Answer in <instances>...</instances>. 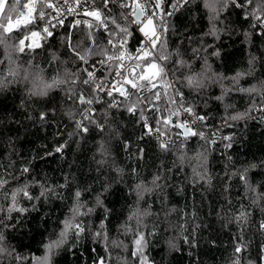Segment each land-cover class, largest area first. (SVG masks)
I'll list each match as a JSON object with an SVG mask.
<instances>
[{
  "label": "trees",
  "instance_id": "trees-1",
  "mask_svg": "<svg viewBox=\"0 0 264 264\" xmlns=\"http://www.w3.org/2000/svg\"><path fill=\"white\" fill-rule=\"evenodd\" d=\"M247 6L264 20V0H188L156 47L167 68L145 76L153 58H142L131 95L87 110L88 28L8 31L20 3L0 5V264H262L264 22ZM98 10L129 49L138 42L115 5ZM93 35L98 59L110 46ZM173 86L183 106L227 124L225 145L152 136L147 121L182 131Z\"/></svg>",
  "mask_w": 264,
  "mask_h": 264
},
{
  "label": "built area",
  "instance_id": "built-area-1",
  "mask_svg": "<svg viewBox=\"0 0 264 264\" xmlns=\"http://www.w3.org/2000/svg\"><path fill=\"white\" fill-rule=\"evenodd\" d=\"M20 3L19 14L15 20L11 22L14 26H22L28 23L39 22L43 28H49L54 25L70 21L73 25H85L88 28L89 35V47L87 50L80 54L81 63L85 72V79L92 85L94 91L87 98V110H91L96 101L101 100L102 96L111 92L117 100L127 98L131 95V84L127 81H133V75L137 69H139V61L142 58L150 57L158 64H162L167 68L164 60L159 57L156 47L160 41L161 35L147 24L143 25V31L139 30L141 25L135 23L133 29L138 35V48L131 52L128 56L114 55L110 50L103 57L94 59L93 50L95 49V38L93 37L94 26L96 20L94 17L86 15L87 12L97 10L99 0H17ZM148 7L145 10L146 17L151 16V5L148 0H141ZM235 1V0H234ZM131 5L132 0H127ZM26 3V4H25ZM52 4L53 7H48ZM111 4L115 5L123 15L127 14L128 8H122L120 6V0H112ZM241 6V5H240ZM243 6V5H242ZM241 6V7H242ZM247 14H250L253 19L260 25L263 21L257 19L259 16L255 14V10H250L247 7L244 8ZM28 12V15L22 16V12ZM166 15L163 19H157L162 23H167L168 19L173 15ZM33 14V17H32ZM32 17V18H30ZM260 18V17H259ZM77 23V24H76ZM91 24L92 27H88ZM155 37L156 43H153ZM122 39V38H120ZM144 50L145 57H143L140 50ZM139 57V58H138ZM104 67H116V71L109 75L103 70ZM91 72L92 75L88 76ZM123 87V89H121ZM126 92V96H121L120 91ZM174 100L178 113L181 117V122L186 125L193 133H196L207 138L209 142L213 144L225 145L226 140L229 138V134L225 133V126L223 123L211 124L207 118L194 112L191 108V112L185 111L186 106L181 103V93L173 86ZM256 114L264 116V101L262 105L257 109ZM203 118V119H201ZM146 127L152 136L160 141L162 144L175 145L177 143L184 142L191 138V136H185L181 131L178 135H165L163 133H157L150 121L146 122ZM227 138V139H226ZM261 263L264 264V242L261 246Z\"/></svg>",
  "mask_w": 264,
  "mask_h": 264
},
{
  "label": "snow or ice",
  "instance_id": "snow-or-ice-1",
  "mask_svg": "<svg viewBox=\"0 0 264 264\" xmlns=\"http://www.w3.org/2000/svg\"><path fill=\"white\" fill-rule=\"evenodd\" d=\"M103 2H104L105 7H107L108 4H110L112 2V0H103ZM4 3H6V0H4ZM148 3L151 5V13H152L151 15L153 16V18H155L157 15L161 16V14H162V6L164 4V0H148ZM186 3H188V0H176V2L174 4H172V7H173V9H177L179 7H183L184 4H186ZM235 3H236V0H235ZM120 6L122 8H130L131 9L130 15L134 17V21H137L138 22V25H141L139 27V30L142 32L143 31V25L146 22V18L144 16V9H142V8H140L138 6V0H132V4L131 5L127 2V0H120ZM236 6L237 7H240L239 4H236ZM48 7H53V5L52 4H49ZM21 15L22 16L28 15V12L27 11L26 12L24 11V12H22ZM86 15H89L91 17H94L97 20L101 19V12L100 11H97V10L89 11V12L86 13ZM168 15H171V13H168ZM32 17H33V14H32ZM32 17H30V18H32ZM257 19H260V18L258 17ZM142 20H143V23H142ZM103 26H105V24ZM88 27H92V25L89 24ZM43 31H44V33L47 34V36H51L52 35V33L48 30L47 27L44 28ZM110 43L113 44V41H110ZM153 43L154 44L156 43L155 37L153 38ZM29 47H30V45H29ZM114 47H115V45H114ZM140 51H141L143 57H145L144 50L142 49ZM91 75H92V73L89 72L88 73V76H91ZM85 83L87 84V80L85 81ZM127 83H130L131 84V87L133 89H136L137 88V85H136L135 82H133V81H127ZM152 87H155V85L153 84ZM149 91H151V89H149ZM108 95H112V93L109 92ZM120 95L121 96H126V92L123 91V90H121L120 91ZM155 98L157 100H159L160 97H159V94L158 93L155 95ZM80 102L81 103H85V100H84L83 97H81ZM127 111L133 112L134 111V106H130L127 109ZM185 111H187V112L190 113L191 112V109L190 108H186ZM42 118H43V116H42ZM201 119H203V118H201ZM79 127L84 132H87L88 131V129L86 127H83L82 128V125L81 124L79 125ZM187 135H188V132H187V130H185V136H187ZM192 135H196V133H192ZM60 150H61L60 148H57V151L58 152ZM25 171H27V169H25ZM25 195H27V193H25ZM104 225L105 224L102 221L101 224H100V227L103 228ZM261 228L264 229V223L261 224ZM82 231H84V229H78V232H82ZM238 250L240 251V249H238Z\"/></svg>",
  "mask_w": 264,
  "mask_h": 264
},
{
  "label": "bare ground",
  "instance_id": "bare-ground-1",
  "mask_svg": "<svg viewBox=\"0 0 264 264\" xmlns=\"http://www.w3.org/2000/svg\"><path fill=\"white\" fill-rule=\"evenodd\" d=\"M175 2H176V0H164V4L162 6V14H161L162 17L157 15L155 18H153L152 15L150 17H146L145 10H147L149 6H147L141 0H138V6L140 8H142V9H144V16L146 18V22L144 24L149 25L150 27H152L155 31H157L161 35L162 29H163L164 26H166L167 23H162L161 21H159L157 19L165 18V16L170 11L173 14L176 13L181 7L177 8V9H173L172 4H174ZM130 11H131V9L128 8L127 9V14H125L124 16H125V18L129 21V23L133 27V25L135 23H138V22L134 21V17L130 15ZM142 23H143V20H142ZM103 25H104V23H102L99 20H96V23H95V26H94V30L101 31L107 36V41H108V44L110 46V50L113 51V53H114V55H116V57H118V56H128L131 52H133L134 50H136L138 48L137 43H135L129 49L127 44H126V42L123 39H120V37H118L117 34L111 33L106 28V26H103ZM54 26H56V25H54ZM110 41H113V44L110 43ZM114 45H115V47H114ZM256 111H257V109H255V112ZM223 124H224L225 127L227 126L226 123H223Z\"/></svg>",
  "mask_w": 264,
  "mask_h": 264
},
{
  "label": "rangeland",
  "instance_id": "rangeland-1",
  "mask_svg": "<svg viewBox=\"0 0 264 264\" xmlns=\"http://www.w3.org/2000/svg\"><path fill=\"white\" fill-rule=\"evenodd\" d=\"M0 5L1 6H3L4 5V0H1L0 1ZM18 14H19V12H18ZM18 14H16L15 16H13V17H10L8 20H7V22H6V28H7V30L8 31H10V30H14V29H16V28H18V26H14V25H12L11 24V22L13 21V20H15L16 18H17V16H18ZM103 23V22H102ZM109 30V29H108ZM110 31V30H109ZM112 33V32H111ZM93 37H94V35H93ZM106 38H107V36H106ZM147 62V61H146ZM158 63L156 62V61H154V60H152L150 63L148 62V65H147V67H146V70H145V72H144V75L146 76H148V75H150L151 73H157V71H158ZM258 108V107H257ZM256 108V109H257Z\"/></svg>",
  "mask_w": 264,
  "mask_h": 264
},
{
  "label": "water",
  "instance_id": "water-1",
  "mask_svg": "<svg viewBox=\"0 0 264 264\" xmlns=\"http://www.w3.org/2000/svg\"><path fill=\"white\" fill-rule=\"evenodd\" d=\"M121 89H123V87H121ZM175 118V113L172 112L171 114V121H173ZM178 127L183 131V133L185 134V130H187L188 135L187 136H192L193 131H191L186 125H184L181 121L177 123Z\"/></svg>",
  "mask_w": 264,
  "mask_h": 264
}]
</instances>
